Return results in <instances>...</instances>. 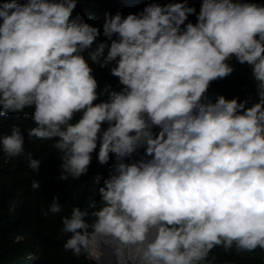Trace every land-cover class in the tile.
Segmentation results:
<instances>
[{
	"label": "clouds",
	"instance_id": "clouds-1",
	"mask_svg": "<svg viewBox=\"0 0 264 264\" xmlns=\"http://www.w3.org/2000/svg\"><path fill=\"white\" fill-rule=\"evenodd\" d=\"M76 7L0 3V114L34 121L27 136L60 150L61 180L87 173L98 143L101 164L115 154L100 201L61 217L70 233L64 248L91 264H221L211 255L218 245L264 248V4L202 0L193 23L188 0L153 2L126 16L106 13L108 39L100 41ZM233 58L251 68V106L249 98L206 94L234 71ZM113 61L123 87L98 91L91 62ZM25 140L13 124L0 147L23 155ZM141 147L140 159L125 160ZM42 161L27 153L34 171ZM62 208L57 193L44 215Z\"/></svg>",
	"mask_w": 264,
	"mask_h": 264
},
{
	"label": "trees",
	"instance_id": "trees-1",
	"mask_svg": "<svg viewBox=\"0 0 264 264\" xmlns=\"http://www.w3.org/2000/svg\"><path fill=\"white\" fill-rule=\"evenodd\" d=\"M2 2L3 0H0V3ZM153 2L163 5L179 0H77L73 15L82 14L86 22L100 29L101 34L97 40H107L108 38L103 35L106 13L115 14L120 10L126 16L142 10L145 5ZM248 2L264 4V0ZM188 4L194 5L196 9L194 13L188 14V20L196 23L202 0H188ZM113 38H116L115 35ZM108 42L110 44V40ZM91 63L93 74L98 80V91L104 89L107 84L116 90L123 87L119 83V78L110 73L114 61L105 67ZM229 63L235 66L234 71L227 77L213 80L206 94L213 101L216 94H223L226 98L238 96L241 100L249 98L247 106H251L257 93L250 66L239 63L235 58ZM106 99L107 93H104L95 102ZM31 110L26 109L29 112ZM13 124L25 129L26 152L23 155L9 157L0 147V264H91L85 257H76L71 250L64 248L70 233L61 231L63 227L61 217L70 214L74 205L87 208L92 201H100L98 189L116 162L115 154H110L111 159L101 164L97 158L98 143L92 154L93 159L88 172L78 178L69 177L68 180H61L60 150L54 148L50 140L27 136L26 130L34 126V121L30 117L24 118L21 113L0 114V134L8 131ZM102 126L106 128L107 122ZM153 131L158 133L159 127L154 126ZM28 152L43 160L40 172L28 166ZM142 155L144 147L139 148L131 158L126 157L125 160L132 162L133 158L140 159ZM34 178L41 181L39 189L32 187ZM57 193L63 205L62 211L45 216L44 212L48 210L53 195ZM18 234L24 238L17 241L15 237ZM211 255H214L221 264L224 260L235 261V264H264V248L259 247L253 251H238L235 247L225 250L223 246L218 245L211 250Z\"/></svg>",
	"mask_w": 264,
	"mask_h": 264
}]
</instances>
